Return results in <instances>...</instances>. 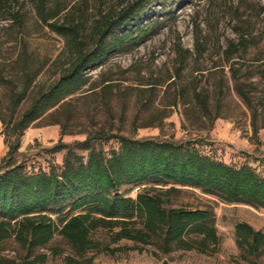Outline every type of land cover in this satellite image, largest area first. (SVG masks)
<instances>
[{"label": "rangeland", "instance_id": "rangeland-1", "mask_svg": "<svg viewBox=\"0 0 264 264\" xmlns=\"http://www.w3.org/2000/svg\"><path fill=\"white\" fill-rule=\"evenodd\" d=\"M137 1L0 0V113L11 115V96L32 81L17 112L28 109L38 92L69 67L78 49L95 47L102 24L116 22ZM143 17L144 32L132 34L136 28L130 25L114 30L113 37H127L124 46L88 74L87 86L26 131L12 161L28 173H49L52 166H63L67 150L52 152L59 145L87 159L88 145L111 156L122 138L157 139L188 143L213 160L248 166L264 177V0H152ZM242 33L248 34L249 50L227 61L225 51ZM242 84L251 107L237 91ZM197 94L207 98L208 115ZM2 132L0 120V168L7 165L9 152ZM153 187L125 186L119 193L136 199ZM177 188L167 198L169 205L212 211L217 244L167 251L160 238L115 244L109 233L99 231L100 247L84 257L60 237L33 257L46 254L40 264H71L70 257L80 264H264V250L253 257L236 237L239 224L264 234V209ZM26 255L14 237L2 243L0 258L23 264Z\"/></svg>", "mask_w": 264, "mask_h": 264}, {"label": "trees", "instance_id": "trees-1", "mask_svg": "<svg viewBox=\"0 0 264 264\" xmlns=\"http://www.w3.org/2000/svg\"><path fill=\"white\" fill-rule=\"evenodd\" d=\"M151 4L152 0H138L123 9L116 22L102 24L95 47L90 51L78 49L69 67L38 92L28 109L17 112L32 81L25 83L17 97L11 96V115L0 113L2 133L9 147L7 165L0 168V250L5 240L14 237L27 252L23 264L45 263L46 254L33 255L56 237L84 257L100 247L101 241L95 239L99 231L109 233L115 244L124 240L147 244L148 239L160 238L167 251H190L217 244L212 211L169 205L167 198L179 192L177 187L199 189L226 203L264 209V177L248 166L235 168L213 160L188 143L122 138L120 150L107 156L86 141L87 159L59 145L52 152L67 150L63 166H52L49 173H28L24 166L12 161L26 131L87 86L91 78L88 74L104 66L109 55L124 46L127 37H113L115 29L130 25L136 28L132 34L135 30L145 31L141 25ZM248 38L242 33L238 43L229 45L225 51L227 61L235 53L249 50ZM261 77L264 78V68ZM246 88L238 85L237 91L251 107ZM196 98L208 115L207 98L202 94ZM253 118L257 119L255 111ZM147 183L154 187L140 192L136 199L119 193L122 187ZM192 236L195 238L189 239ZM236 237L238 246L249 255L259 257L263 252L264 234L250 225H237ZM68 260L80 264L74 257ZM0 264L15 263L0 258Z\"/></svg>", "mask_w": 264, "mask_h": 264}]
</instances>
